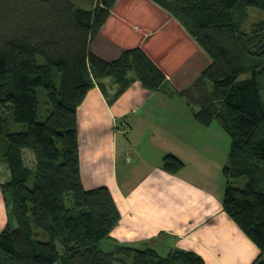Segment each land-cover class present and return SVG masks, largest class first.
I'll return each mask as SVG.
<instances>
[{
  "label": "trees",
  "instance_id": "trees-1",
  "mask_svg": "<svg viewBox=\"0 0 264 264\" xmlns=\"http://www.w3.org/2000/svg\"><path fill=\"white\" fill-rule=\"evenodd\" d=\"M118 1L0 0V164L11 175L0 187L15 225L0 234V264H205L191 251L162 256L116 243L121 213L110 190L83 185L78 109L95 82L118 85L112 97L103 89L110 104L135 82L151 92L167 82L142 48L112 62L92 51ZM149 1L211 59L178 94L199 108V124L218 123L230 136L224 211L258 247L253 264H264V19L245 30L251 10L264 12V0ZM38 89L51 107L44 122ZM16 124L27 130L14 132ZM164 166L173 174L184 167L171 155ZM104 243L113 250L104 251Z\"/></svg>",
  "mask_w": 264,
  "mask_h": 264
},
{
  "label": "crops",
  "instance_id": "crops-1",
  "mask_svg": "<svg viewBox=\"0 0 264 264\" xmlns=\"http://www.w3.org/2000/svg\"><path fill=\"white\" fill-rule=\"evenodd\" d=\"M134 48H142L164 72L163 88L151 92L135 82L110 104L103 89L112 97L119 87L106 78L95 82L78 109L83 185L110 190L121 213L113 240L158 253L191 251L205 264H253L258 247L224 211L231 138L212 135V126L199 124L197 108L178 94L211 59L151 1L119 0L91 49L112 62ZM170 155L184 165L180 172L165 169ZM25 158L36 162L29 151ZM10 179L8 167L0 164V184ZM10 205L0 187V234L9 223L15 226Z\"/></svg>",
  "mask_w": 264,
  "mask_h": 264
},
{
  "label": "rangeland",
  "instance_id": "rangeland-1",
  "mask_svg": "<svg viewBox=\"0 0 264 264\" xmlns=\"http://www.w3.org/2000/svg\"><path fill=\"white\" fill-rule=\"evenodd\" d=\"M261 19H264V12L257 11V10H251L250 11V19H249L248 23L245 25V30L248 31L254 23H256L257 21H259ZM247 78H249V75H245V76L241 77L242 80L247 79ZM263 97H264V93H263ZM38 98H39V106H40L38 120L40 122H44L47 120V118L50 114L51 107L49 105L48 97H47V95L43 89H38ZM196 111H198V108ZM26 130H27V127L24 124H16V126H14V129H13L14 132H24ZM203 130H204V128L201 127L200 133L202 132V134H204ZM211 131H212V135H227V137H228V134L223 130L222 127H220V125L218 123H215L212 125ZM27 156H28V158H30L29 154H27ZM27 161L29 162L28 159H27ZM102 249L106 252H111L113 250V245L110 243H104L102 245ZM162 252L163 253H160L162 256L167 255L166 253H164V251H162ZM116 264H120V263L118 262Z\"/></svg>",
  "mask_w": 264,
  "mask_h": 264
}]
</instances>
